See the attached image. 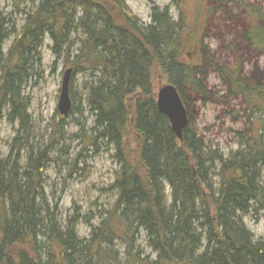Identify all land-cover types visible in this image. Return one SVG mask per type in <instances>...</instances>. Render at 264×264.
Here are the masks:
<instances>
[{
	"label": "trees",
	"instance_id": "trees-1",
	"mask_svg": "<svg viewBox=\"0 0 264 264\" xmlns=\"http://www.w3.org/2000/svg\"><path fill=\"white\" fill-rule=\"evenodd\" d=\"M25 1L15 0V9L20 11ZM29 2L36 4L35 11H22L15 61L7 60L0 85V120L6 109L7 122L19 124L15 160L0 155V264H121L115 241L125 244L126 264H264V242H256L243 223L249 216L258 222L264 212V75L254 69V85L248 84L235 41L243 31L253 42V58L264 55L261 9L249 0H171L162 9L154 5L151 25L145 26L124 0ZM215 12L224 15V33L234 36L230 42L220 38L223 49L236 58L233 68L219 65L202 48L196 65L190 64L187 51L198 55L205 23ZM73 33L76 40L68 43ZM46 35L53 54H64L72 77L88 76L84 101L89 113H95L86 141L114 148L112 160L118 167L110 186L112 208L94 216L74 209L63 227L58 207L49 204L44 192L47 152H36L29 143L27 103L20 91L29 56ZM68 46L76 47L77 57ZM211 66L229 95L245 99L241 113L251 126L238 134L240 149L229 158L207 147L195 127L193 100L217 102L205 84ZM155 85L177 89L189 121L181 141L158 111ZM248 86L251 95L244 97ZM226 100L222 96L218 103ZM81 222L90 230L87 238L77 231ZM141 232L152 255L145 256L136 245Z\"/></svg>",
	"mask_w": 264,
	"mask_h": 264
},
{
	"label": "rangeland",
	"instance_id": "rangeland-1",
	"mask_svg": "<svg viewBox=\"0 0 264 264\" xmlns=\"http://www.w3.org/2000/svg\"><path fill=\"white\" fill-rule=\"evenodd\" d=\"M14 1L0 0V18L3 20L0 24L3 31L14 25L18 32L23 25L24 16L22 13L32 6L29 0H26L19 6L20 11H18L15 9ZM170 2L171 0H126L125 5L146 26L149 23L153 5L162 9L169 6ZM228 7L233 8L230 4ZM213 9L214 6L212 11ZM171 12L172 15H175L176 9L172 7ZM223 20L222 12H215L207 19L205 23L206 34L200 38V46L197 45L198 55H195L191 49L187 51V54L191 53L190 64L192 66L196 65L194 62L200 56V48L205 50L211 56L210 58H213V61L215 60L221 66H225L227 61L234 59L230 52L223 49L220 41L222 38L223 41L230 42L234 38V36L231 37L224 33L223 28L226 27L227 23ZM235 33H237L236 30ZM15 37L13 35L8 39H3L1 43L0 76L8 59L7 53L14 43ZM76 37L77 35L73 33L69 37L68 43L75 42ZM52 47L53 42L46 35L42 41V47L38 49L40 57H36L34 53L29 56V63L24 74L28 77L24 78L20 90L21 98L27 103L28 124L26 131L29 143L33 147L45 149L47 152L48 162L44 174V192L48 196L49 204L52 207L54 205L58 207L57 220L62 223L67 216L73 214L74 209L84 216H94L103 209L104 211L110 210L115 202V193L110 190V186L114 181V173L118 167L111 158L112 147L98 141L88 143L86 141V138L92 136L90 128L93 122L84 101L83 84L88 76L78 74L72 77L70 95L76 110L66 118L59 115L57 106L61 82L64 71L69 67L65 63L64 54L55 56ZM74 51L75 48L73 53ZM38 58L40 59L39 63ZM254 58L256 59L251 62L245 61L243 63L242 69L245 74L254 72V69L257 68L260 72H264V55ZM212 66L208 70L206 86L213 93L217 102L201 103L194 106L197 115L195 127L200 131L207 147L212 150H219L225 158H229L231 153L240 149L238 134L243 133L245 129L251 128V126H249L244 115H238L237 118H234V114L230 111V116L222 117L224 110L219 104V98L223 96L222 81L217 69H213ZM158 85H155L156 94L160 87ZM231 106L235 108L236 104L231 101ZM233 108L229 107L231 110ZM237 110L238 108H235L234 111ZM7 114L6 109L1 111L0 153L4 159L8 156L9 146L16 138L19 130V124L12 125L7 122ZM78 117L82 119V122L84 121L82 128L74 126V119ZM59 123L61 125L57 127ZM262 133L264 135V132ZM51 140H55L53 144H51ZM23 163L21 161L20 165L22 166ZM262 180L264 184V171ZM258 217V222L249 216L243 219V223L256 242H264V212H261ZM91 223H97V221L93 219ZM77 228L81 238L89 236L90 230L84 222H81ZM41 239L44 241L43 238ZM146 244L145 234L141 232L140 236L137 237L136 245L145 256L152 255L146 248ZM113 249L120 253V263L126 264L125 244L121 241H115Z\"/></svg>",
	"mask_w": 264,
	"mask_h": 264
},
{
	"label": "bare ground",
	"instance_id": "bare-ground-1",
	"mask_svg": "<svg viewBox=\"0 0 264 264\" xmlns=\"http://www.w3.org/2000/svg\"><path fill=\"white\" fill-rule=\"evenodd\" d=\"M126 0H124V2H125ZM250 2H252L251 4L252 5H254L257 9H261V14H264V12H262V10L264 9V0H249ZM15 4V3H14ZM31 4V3H30ZM35 6H36V4H35ZM34 6V4H32V6H31V8L29 9V12H31V11H35V7ZM153 7H154V5H153ZM153 7L151 8V11H152V9H153ZM157 7H159V6H157ZM160 8V7H159ZM171 14H172V12H171ZM255 15V14H254ZM24 16V15H23ZM173 17V20H175L176 21V15H173L172 16ZM255 18H257V15H255L254 17H253V19L255 20ZM24 19H25V17H24ZM23 19V20H24ZM3 22V20L0 18V22ZM255 22V21H254ZM256 23H259V22H256ZM148 26H150L151 25V14H150V16H149V23L147 24ZM13 35H15L16 37H15V40H16V38H17V34H15V27H14V25H11V27L9 28V29H4V31H3V29H2V27H1V24H0V39L3 41V39H8V38H10L11 36H13ZM44 39V38H43ZM257 40H258V38H256ZM15 40H14V43L12 44V46H11V48H10V50L8 51V53H7V58L9 59V57L11 58V57H13V61H15ZM43 41V40H42ZM235 41L237 42V46H239L240 47V50L242 51H240L239 53H238V56L236 57L237 59H239L240 61H242L243 63L245 62V61H249V62H251L252 60H254V59H256V58H253V55H254V53L252 54V47L251 46H253L252 45V43L253 42H251V39H247V38H245V34H243V31H240L237 35H235ZM1 46H2V44H1ZM42 46H40L38 49H40ZM1 48V47H0ZM68 48L71 50V52H73V50H74V48H75V50H76V47H74V46H68ZM38 49H37V51L36 52H33L34 54H35V56L36 57H40V55L38 54ZM69 49H67L68 51H69ZM263 53H264V51H263ZM14 55V56H13ZM71 55H73L74 56V58L75 57H77V55H78V53L76 52V53H72ZM73 56H72V58H73ZM255 57H258L257 55H255ZM236 58L235 59H231L232 61H227L226 63V67H231V68H233L232 66L234 65V63L235 62H237L236 61ZM7 59V60H8ZM37 61H38V63H39V61H40V59L38 58L37 59ZM248 62V63H249ZM243 63H242V65L241 66H243ZM7 64V63H6ZM6 64H5V66H4V69H3V72H2V74H1V76H0V85L1 84H3L4 83V81H5V77H4V75H3V73H4V70H5V67H6ZM258 69V68H257ZM243 70V69H242ZM263 75H264V72H261ZM252 74H253V72H250L249 74H245L244 73V79H247V82H248V84H253V80H252V78H251V76H252ZM28 77V76H27ZM26 77V78H27ZM63 79V78H62ZM71 80H72V78H71ZM71 80H70V84H71ZM13 82H14V87H15V76L13 77ZM206 84V83H205ZM245 85V84H244ZM254 85V84H253ZM61 86H62V82H61ZM244 89H245V92H244V94H243V96L244 97H249V95H251V92H250V88H249V86L248 87H243ZM21 91V90H20ZM69 96H70V99H71V101H72V98H71V95H70V89H69ZM223 96H225L226 97V102H222V108H223V110H224V112H223V114H222V117H224V116H226V115H229L230 114V111H231V113L232 114H234V116L237 118L238 117V115H242V111H243V109H244V107H242V105H244L245 104V99L242 97V96H236V97H234V96H231V95H229L228 93H227V91L226 90H224L223 89ZM85 98L86 97H84V100H85ZM263 99H264V95H263ZM211 100H209L208 102H210ZM231 101H233L235 104H236V107L235 108H238V110L237 111H234L235 110V108H233V106H231ZM86 102V101H85ZM203 104V102L201 101V100H199V99H197V100H193V104H194V106L196 105V104ZM210 103H212V102H210ZM72 107H73V102H72ZM229 107L230 108H233L232 110L231 109H229ZM239 107H240V109H239ZM73 112V109L71 110V112H70V114L68 115V117L71 115V113ZM95 112H93V113H91L90 112V114L92 115V117H93V114H94ZM84 122V121H83ZM83 122H82V119L80 118V117H78V118H76V119H74V126H76V127H78V128H82V126H83ZM94 128V126H93V122H92V127L90 128V132H93V129ZM100 133H103V130L102 131H100ZM204 139V138H203ZM205 141V140H204ZM98 142H100V143H103V141H98ZM17 147V146H16ZM15 147V142H14V140L12 141V143H11V145L9 146V154H8V156L10 155L11 156V160L10 161H14L15 160V151H16V148ZM111 147V146H110ZM39 148L38 147H35V151L36 152H38V151H40V150H38ZM113 149V153H112V155H111V158L112 157H114V155H115V149L114 148H112ZM19 151H23V154H24V151H25V146L24 145H22L20 148H19ZM20 152V153H21ZM0 155H1V153H0ZM8 156L6 157V158H8ZM113 159V158H112ZM46 167V166H45ZM163 184H164V186H165V188H166V190H167V193H169V187H168V185L166 184V183H164L163 182ZM261 186H263L264 187V184H263V180L261 179ZM252 205V207L253 208H256L257 207V205L255 204V203H252L251 204ZM261 213V212H260ZM259 213V214H260ZM259 214H258V216H259ZM257 216V218L259 219V217ZM58 223H59V225H61L62 227H63V222L62 223H60L59 221H58ZM146 238V237H145ZM41 239V238H40ZM45 241H46V239H44ZM147 241V240H146ZM41 242L43 243L44 241H42V239H41ZM146 248L149 250V248H148V246H147V244H146ZM149 252L151 253V250H149Z\"/></svg>",
	"mask_w": 264,
	"mask_h": 264
},
{
	"label": "water",
	"instance_id": "water-1",
	"mask_svg": "<svg viewBox=\"0 0 264 264\" xmlns=\"http://www.w3.org/2000/svg\"><path fill=\"white\" fill-rule=\"evenodd\" d=\"M72 74L73 70L71 68L65 70L63 74L57 106L58 113L63 117H68L72 110V101L69 96ZM156 105L159 113L167 117L176 138L182 140L183 130L187 127L189 121L177 89L172 85L160 87L156 95Z\"/></svg>",
	"mask_w": 264,
	"mask_h": 264
}]
</instances>
